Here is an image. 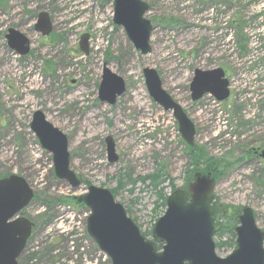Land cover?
Masks as SVG:
<instances>
[{"label":"rangeland","instance_id":"obj_1","mask_svg":"<svg viewBox=\"0 0 264 264\" xmlns=\"http://www.w3.org/2000/svg\"><path fill=\"white\" fill-rule=\"evenodd\" d=\"M141 1L152 26L145 56L112 24V0H0V178L22 177L34 195L23 210L33 228L18 264H110L86 233L89 212L80 198L89 186L108 190L151 240L165 211L160 195L184 188L191 147L148 96L144 68L157 72L194 124L195 171L217 165L213 195L227 207L225 217L248 207L264 233V0ZM39 13L51 24L45 37L33 30ZM8 29L27 37V56L7 47ZM81 35H89L88 55L78 49ZM103 64L125 83L111 106L97 99ZM196 69H221L229 98L191 102ZM37 110L67 138L70 168L80 180L75 190L55 179L51 154L29 129ZM105 138L114 144L113 164ZM152 174L156 188L142 182ZM234 240L216 234L215 255L230 254Z\"/></svg>","mask_w":264,"mask_h":264},{"label":"water","instance_id":"obj_2","mask_svg":"<svg viewBox=\"0 0 264 264\" xmlns=\"http://www.w3.org/2000/svg\"><path fill=\"white\" fill-rule=\"evenodd\" d=\"M149 7L141 0H112V24L123 30L132 47L141 56L150 54L151 23L145 18ZM33 30L42 36L51 32L45 13H39ZM7 47L19 57L30 51L29 40L14 29L4 36ZM88 35H81L78 48L88 55ZM144 86L150 99L164 112H169L176 123L177 132L188 147L195 137L194 124L183 109L162 88L157 72L142 70ZM74 84L73 81L70 82ZM228 83L223 71L194 70L189 83L191 102L204 95L223 102L228 98ZM125 92L121 77L102 65L97 99L111 106ZM29 129L42 150L51 154L54 177L72 190L80 181L70 169L68 141L65 135L48 123L40 111L32 114ZM107 161H117L113 141L105 138ZM260 158L264 159V151ZM215 181L212 173L197 172L185 189H176L167 195L165 211L153 225L151 240L144 237L127 217L125 209L115 202L111 193L103 188L89 186L80 198L89 211L86 233L104 254L110 264H264V233L255 225L253 213L241 207L235 218V248L225 258L215 255L213 237L221 228L225 208L214 202ZM33 199L31 188L17 175L0 179V264H17L31 231V223L21 215ZM156 244H162L159 251Z\"/></svg>","mask_w":264,"mask_h":264},{"label":"trees","instance_id":"obj_3","mask_svg":"<svg viewBox=\"0 0 264 264\" xmlns=\"http://www.w3.org/2000/svg\"><path fill=\"white\" fill-rule=\"evenodd\" d=\"M80 55V54H79ZM189 151V155H190V169L187 171V177H186V181H185V185H184V188L186 187V185L190 182L191 178H192V175L196 172V162H197V152H196V149L194 147L192 148H189L188 149ZM192 168V169H191ZM217 165L215 164H212V166L206 168V169H203V170H200V171H203L204 173H212L213 176H215L217 174ZM199 171V170H197ZM157 179V177L155 175H150L149 177H146L142 180V182L144 181H147L149 183V185H154V181ZM154 188L155 185H154ZM160 199H161V205L163 206V208L165 207V196L163 195H160ZM76 201H78V199H74ZM79 202V201H78ZM233 224L234 221L233 219L231 218H228V217H225L223 219V223L221 225V229L219 231L218 234H222V233H228L230 234L232 237H234L233 235V228H230L229 225ZM235 224V223H234ZM233 245H234V241H233Z\"/></svg>","mask_w":264,"mask_h":264},{"label":"flooded vegetation","instance_id":"obj_4","mask_svg":"<svg viewBox=\"0 0 264 264\" xmlns=\"http://www.w3.org/2000/svg\"><path fill=\"white\" fill-rule=\"evenodd\" d=\"M72 85H73V84H72ZM254 154H256V153H254ZM224 207H225V206H224ZM225 210H226V215H228V214H229V211H228L227 207H225ZM238 214H239V213H237L236 216H237ZM236 216H235V217H236ZM235 217H234V218H235ZM233 221H234V219H233Z\"/></svg>","mask_w":264,"mask_h":264},{"label":"bare ground","instance_id":"obj_5","mask_svg":"<svg viewBox=\"0 0 264 264\" xmlns=\"http://www.w3.org/2000/svg\"><path fill=\"white\" fill-rule=\"evenodd\" d=\"M27 82H30L31 84H34V83H36V80L35 79H31V80H27Z\"/></svg>","mask_w":264,"mask_h":264}]
</instances>
